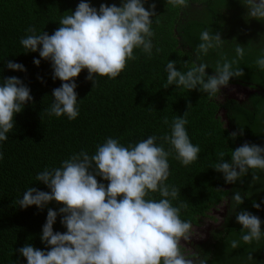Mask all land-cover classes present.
I'll use <instances>...</instances> for the list:
<instances>
[{"label":"trees","instance_id":"1","mask_svg":"<svg viewBox=\"0 0 264 264\" xmlns=\"http://www.w3.org/2000/svg\"><path fill=\"white\" fill-rule=\"evenodd\" d=\"M80 0H0V83L7 77L16 76L30 88L32 101L27 102L20 113L14 116V130L6 141H0V264H27L26 258L17 249L26 243L35 248L48 250L41 242L42 226L47 210H58L62 205L55 201L38 209L35 205L22 209L18 200L28 187L49 191L47 186L36 181V176L45 168L60 167L61 162L82 150L90 156L97 145L108 137L115 138L125 147L135 145L151 135L158 138L170 135L175 116L187 111L185 125L190 141L199 145L198 159L188 166L175 159V152L168 157L169 177L166 184L180 189V195L172 201L173 206L186 204L181 209V219L195 227L204 219L218 221L214 208L224 209L222 221L211 227L209 238L191 241L182 251L187 256L193 253L207 257L206 264H264V238L258 243L230 248L232 239L240 240L241 225L236 213L246 210L257 215L264 231V172L260 180L252 183L249 172L235 183H225L223 173L213 167L219 162L218 152L225 153L224 160L230 162L232 151L245 141L264 146V71L255 60L264 49V21L248 18L246 8L240 0H187V7H172L167 0H146L144 7L155 3L156 15L151 17V58L140 49H134L136 60H129L123 72L115 79L96 76L95 86L86 80L87 70H82L75 82L79 115L74 120L67 116L48 114L54 101L52 90L60 86L59 79H52L50 61L41 59L37 66L33 59H40L39 52H25L20 43L30 26L37 33L51 35L59 27V20L74 11ZM99 9L101 3L120 6L121 0H88ZM157 21H159L157 23ZM208 29L219 32L226 40L222 51L231 59L235 56L236 43L245 47V56L239 67L244 75L233 77L229 84H240L252 89L241 97H232L221 88L216 97L196 89L169 85L166 66L176 61L175 67L186 72L195 62H207V75H212L216 51L210 50L201 60L196 59V47L200 34ZM39 47V46H38ZM157 49H160L158 52ZM21 63L25 71H14L6 67L7 61ZM187 62V63H185ZM169 123L164 124L163 118ZM235 139L230 133H239ZM159 145L160 139L156 141ZM165 150L170 145L164 143ZM107 185V181L96 177ZM240 190L243 203L233 212L231 197ZM155 200L159 193H150ZM253 203L260 204L254 208ZM57 215L53 230L65 232ZM251 253L253 259H248Z\"/></svg>","mask_w":264,"mask_h":264},{"label":"clouds","instance_id":"2","mask_svg":"<svg viewBox=\"0 0 264 264\" xmlns=\"http://www.w3.org/2000/svg\"><path fill=\"white\" fill-rule=\"evenodd\" d=\"M145 2L121 0L120 6L101 3L97 9L88 0H80L71 14L59 20V27L51 35L45 31L37 33L35 26L26 29L29 34L20 40L25 52L38 51L40 59L34 58L33 63L38 66L41 59L50 61L52 79L61 81L60 86L52 90L54 101L47 110L50 116L77 118L75 78L82 70H87L85 79L92 81L94 87L96 76L115 79L129 60H136L134 49H140L151 58L154 36L151 17L156 15V5L151 3L146 9ZM240 2L248 18L264 21V0ZM167 3L174 8L188 6L187 0H167ZM200 40L196 47L197 60L207 56L210 50L219 56L214 73L206 74L207 62H193L186 72H181L175 67L176 61L169 60L163 87L175 85L216 97L222 87L239 86L229 81L244 75L239 64L245 56V47L236 43L235 56L229 59L222 51L226 40L219 32L205 29ZM255 64L264 71V49ZM6 67L26 70L23 64L11 60ZM32 99L30 88L20 78L11 76L2 80L0 141L8 139L7 134L14 130L15 114ZM186 117L187 111L173 118L170 135L159 138L151 135L128 147L108 137L97 145L95 154L90 156L82 150L63 160L60 167L39 172L36 181L45 184L49 191L28 187L18 200V206L25 209L35 205L43 209L52 201L62 206L58 210H47L40 239L48 250L27 243L17 249L27 264H206L207 257L201 258L196 253L187 256L182 251L185 244L181 241H191L193 226L181 219V209L186 208V204L183 201L178 206L172 204L180 195V189L165 183L170 174L168 157L173 151L175 159L184 166L195 162L201 151L199 145L189 139ZM163 123H169L166 116ZM238 134L243 135L242 128L239 133H230V137L235 139ZM158 139L162 141L159 145ZM164 143L170 145L169 150H165ZM217 155L219 162L213 168L223 173L225 183L242 182L241 178L249 172L255 183L260 180L259 173L264 172V146L245 141L232 151L230 162L224 160L223 151ZM97 176L107 181V185L99 182ZM157 192L161 197L158 201L150 196ZM246 196L248 194L242 196L240 190L234 191L233 212ZM253 207L259 209L260 204L253 203ZM58 213L62 214L60 222L66 228L63 233L53 230ZM216 214L219 223L222 218ZM236 221L242 226L241 237L229 242L231 249L240 247L241 241L251 244L264 238L262 221L257 215L240 210ZM197 237L203 238V234ZM248 259H253L251 253Z\"/></svg>","mask_w":264,"mask_h":264},{"label":"flooded vegetation","instance_id":"3","mask_svg":"<svg viewBox=\"0 0 264 264\" xmlns=\"http://www.w3.org/2000/svg\"><path fill=\"white\" fill-rule=\"evenodd\" d=\"M225 92L228 93L230 96L232 97H239V96H243L242 94H238L239 92L237 90H234V88H231V87H225ZM239 95V96H238ZM214 215H216V217L218 216L216 213H218L220 215V217L222 218L223 214H224V209L221 205H219L218 207L214 208ZM222 221V219H221ZM220 221V222H221ZM214 220L212 221V223H208V220L207 219H204L199 225H197L194 229L196 231H194L193 233V240L194 241H203V240H207L210 236V229L211 227L219 224L218 221H216L215 223H213ZM199 233H202L203 234V238H198L197 235ZM264 255V253H263Z\"/></svg>","mask_w":264,"mask_h":264},{"label":"water","instance_id":"4","mask_svg":"<svg viewBox=\"0 0 264 264\" xmlns=\"http://www.w3.org/2000/svg\"><path fill=\"white\" fill-rule=\"evenodd\" d=\"M240 86V87H239ZM237 87L234 88V90H237V91H240V92H243L244 94L245 93H248L249 91H251L252 89H249L248 87L246 86H241L239 85Z\"/></svg>","mask_w":264,"mask_h":264},{"label":"rangeland","instance_id":"5","mask_svg":"<svg viewBox=\"0 0 264 264\" xmlns=\"http://www.w3.org/2000/svg\"><path fill=\"white\" fill-rule=\"evenodd\" d=\"M229 87H231V88H235V87H237V85L235 86V85H232V86H229ZM211 222H212V219L210 218L209 220H208V223H210L211 224ZM196 231V230H195Z\"/></svg>","mask_w":264,"mask_h":264}]
</instances>
